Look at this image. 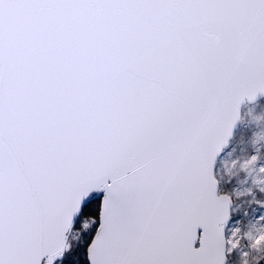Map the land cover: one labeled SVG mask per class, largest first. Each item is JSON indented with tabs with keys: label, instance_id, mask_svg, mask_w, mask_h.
Masks as SVG:
<instances>
[{
	"label": "snow or ice",
	"instance_id": "obj_1",
	"mask_svg": "<svg viewBox=\"0 0 264 264\" xmlns=\"http://www.w3.org/2000/svg\"><path fill=\"white\" fill-rule=\"evenodd\" d=\"M261 98L264 0H0V264H264Z\"/></svg>",
	"mask_w": 264,
	"mask_h": 264
},
{
	"label": "rangeland",
	"instance_id": "obj_2",
	"mask_svg": "<svg viewBox=\"0 0 264 264\" xmlns=\"http://www.w3.org/2000/svg\"><path fill=\"white\" fill-rule=\"evenodd\" d=\"M261 105L245 106L243 108L244 115L241 119L240 126L236 132L234 146L238 150L246 147L249 133L253 130L254 124L258 122V117L264 116V98L259 101ZM264 125V121H259Z\"/></svg>",
	"mask_w": 264,
	"mask_h": 264
},
{
	"label": "trees",
	"instance_id": "obj_3",
	"mask_svg": "<svg viewBox=\"0 0 264 264\" xmlns=\"http://www.w3.org/2000/svg\"><path fill=\"white\" fill-rule=\"evenodd\" d=\"M79 255L82 257V255H83L82 250L79 252Z\"/></svg>",
	"mask_w": 264,
	"mask_h": 264
},
{
	"label": "water",
	"instance_id": "obj_4",
	"mask_svg": "<svg viewBox=\"0 0 264 264\" xmlns=\"http://www.w3.org/2000/svg\"><path fill=\"white\" fill-rule=\"evenodd\" d=\"M261 99H263V98H261ZM261 99H260V100H261ZM238 128H239V127H238ZM237 130H238V129H237ZM236 132H237V131H236Z\"/></svg>",
	"mask_w": 264,
	"mask_h": 264
}]
</instances>
